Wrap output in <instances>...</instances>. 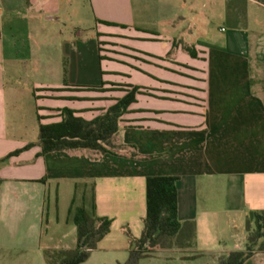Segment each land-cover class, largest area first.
Here are the masks:
<instances>
[{
    "label": "crops",
    "instance_id": "0c3cea01",
    "mask_svg": "<svg viewBox=\"0 0 264 264\" xmlns=\"http://www.w3.org/2000/svg\"><path fill=\"white\" fill-rule=\"evenodd\" d=\"M182 1L0 0V264H47L45 250L75 249L71 209L80 205L111 219L80 264L124 263L133 247L126 229L140 237L146 178L158 175L178 177L177 218L193 224L194 233L154 247L139 264H217L245 249L247 215L264 210V3L222 0L223 24L208 26L192 43L195 22L186 31ZM56 20L69 30L71 47L93 29L99 82H58L64 67L43 42L58 33L44 30ZM104 36L117 44L113 63L103 67ZM140 41L163 44L149 52ZM102 82L104 91L83 89ZM111 83L145 91L113 136L123 145L117 154L39 155L33 145L5 159L37 141L40 123L60 121L64 107L86 120L104 112L124 94L107 90ZM133 150L140 157H131ZM244 264H264V252Z\"/></svg>",
    "mask_w": 264,
    "mask_h": 264
},
{
    "label": "trees",
    "instance_id": "16d2710c",
    "mask_svg": "<svg viewBox=\"0 0 264 264\" xmlns=\"http://www.w3.org/2000/svg\"><path fill=\"white\" fill-rule=\"evenodd\" d=\"M259 1L264 3V0ZM105 23L109 24V22ZM176 46L177 44L174 45ZM182 48L192 57L197 56V51L192 45L182 43ZM103 84L104 82L100 86H88L83 89L104 91ZM111 84L114 85L113 89L107 90L121 91L124 94L119 98H114L115 102L104 112L91 120H86L81 116H76V111L64 107L60 109V121L40 123L37 141L13 151L5 159L33 145L40 147L39 155L50 151L79 149H89L98 154H117L115 149L123 148V145L114 144L113 136L119 129L122 116L128 113L129 106L136 101V95L145 93V91L143 87L136 85ZM76 98L68 97V99ZM131 157L140 156L133 150ZM177 179L178 177L173 175L146 178L144 227L138 239H133L126 229V234L133 242V247L129 250L127 260L121 264H138L140 259L150 255L154 247L177 243L183 237L194 233L193 224L181 223L177 218ZM71 214L77 229L76 247L73 250H45L43 255L47 264H80L88 258L90 252L97 248L98 242L109 232L111 219L97 216L94 206L91 210L84 205L73 207ZM245 229L247 233L245 249L233 250L220 256L217 264H244L255 252H264V210L250 211L246 218Z\"/></svg>",
    "mask_w": 264,
    "mask_h": 264
},
{
    "label": "rangeland",
    "instance_id": "374dc122",
    "mask_svg": "<svg viewBox=\"0 0 264 264\" xmlns=\"http://www.w3.org/2000/svg\"><path fill=\"white\" fill-rule=\"evenodd\" d=\"M181 4L185 16L184 21H182L181 23L184 25L186 31L188 30L189 24L190 26H192V23L195 22V27L191 28L194 29L197 35L192 38V43L196 42L198 36H204L205 30L208 26H211V28H215L222 25L224 22L226 9L222 0H183ZM58 25L60 29H58ZM48 29L58 30V33L56 35L46 36L44 37L45 39L43 38L44 44L47 43V50L55 54L51 55L52 58H55L56 61L64 67L63 72L61 71V74L57 77L58 82H61L63 79L66 82L69 81V79L72 81L75 80L76 82H79L80 80H85V82H99V55L96 36L94 31L92 32L93 29L88 30L87 28L84 40L81 41L79 39L74 41L75 44L72 47L70 43L71 35L68 32L69 30H65L62 27V24H58V20L46 24L44 30L48 31ZM60 30H62V34H60L59 32ZM154 30H158L161 32L163 29L159 26ZM103 41L104 42L101 43V51L104 55H102L101 61L104 67L108 63H113V61L111 62L112 57L109 53H113L115 48H113L112 46H115L117 42H113V39L108 40V38H106L105 36L103 37ZM130 42L132 41H126L124 44H130ZM137 43L139 48H142L149 52L156 51L163 44L161 42L158 43L154 41H140ZM74 46L79 48V53H81L82 55H78L76 50H74L73 48ZM125 53L130 52L127 51ZM257 64L258 61L255 59V57H253L251 59V67L253 70L259 68ZM113 93L111 92L109 95L112 96ZM151 263L154 262L152 261Z\"/></svg>",
    "mask_w": 264,
    "mask_h": 264
}]
</instances>
